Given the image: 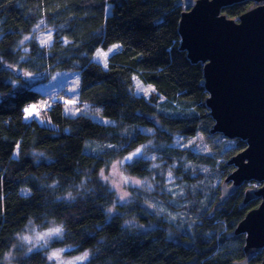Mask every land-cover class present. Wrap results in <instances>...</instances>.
I'll use <instances>...</instances> for the list:
<instances>
[{"label": "trees", "instance_id": "16d2710c", "mask_svg": "<svg viewBox=\"0 0 264 264\" xmlns=\"http://www.w3.org/2000/svg\"><path fill=\"white\" fill-rule=\"evenodd\" d=\"M254 5L245 1L224 13L238 18ZM182 11V0H0V264H7L6 254L29 223L46 227L50 221L63 229L61 238L32 251L17 247L12 264H52L51 247L88 252L81 264H232L244 258L245 235L234 230L261 201L241 206L246 189L261 184L245 182L214 211L221 185L213 183L233 170L227 161L246 142L234 139L227 153L219 142H210L211 153L174 145L177 135L198 131L229 141L211 132L204 64L180 49ZM39 25L54 31L51 46L38 41ZM116 43L121 49L107 68L95 61L100 48ZM72 69L80 72L77 104L112 122L67 114L63 101L47 100L27 79ZM136 75L153 86L149 97L135 93ZM33 104L41 107L39 116L27 119L24 109ZM138 146L154 158L143 155L125 166L153 176L154 187L110 214L117 198L100 172ZM202 166L208 172L199 171ZM172 183L183 190L174 203ZM154 200L168 212L152 210L147 203ZM181 211L188 217L180 226L171 220Z\"/></svg>", "mask_w": 264, "mask_h": 264}, {"label": "water", "instance_id": "95a60500", "mask_svg": "<svg viewBox=\"0 0 264 264\" xmlns=\"http://www.w3.org/2000/svg\"><path fill=\"white\" fill-rule=\"evenodd\" d=\"M245 1L255 5L238 18L224 13ZM182 5L180 49L191 62L204 64L211 132L246 142L227 161L234 168L221 184L217 206L245 182L261 184L245 191L241 206L261 201L234 230L245 235V244L244 258L232 264H253L260 253L262 260L254 264H264V0H182Z\"/></svg>", "mask_w": 264, "mask_h": 264}, {"label": "rangeland", "instance_id": "374dc122", "mask_svg": "<svg viewBox=\"0 0 264 264\" xmlns=\"http://www.w3.org/2000/svg\"><path fill=\"white\" fill-rule=\"evenodd\" d=\"M36 34L38 41L41 45L45 46H51L54 40V31L51 29L44 30L42 28V25H39L36 27ZM51 37V39H49ZM29 38V37H28ZM27 41V39H25ZM42 41H46L47 43H43ZM109 49H112V52H109ZM121 49V44L116 43L111 45L108 49H99V51L103 52H109L108 58H107V66L109 62V58L112 54L119 51ZM95 61L99 62L103 67L104 61L102 58L98 59L95 54ZM137 79L134 80V88L135 93L137 95H144L146 97H149L154 90L153 86L148 85L144 83L140 77L137 75L134 76ZM28 82L31 84V86L35 89L41 90L44 94H46V98L49 101H63L65 104V111L67 114L75 116L79 114H85L88 116H91L93 119L103 122V123H109L112 122L109 119L101 116L97 112L93 111L90 106L87 104L85 105H78V98H79V81H80V72L78 70L72 69V70H62V71H44L39 73H31L29 76L27 75ZM137 81H139L142 89H147V91H143L137 88ZM163 101V98L161 99ZM68 101H72L71 103H68ZM29 108V106L27 107ZM40 109L41 107L38 106ZM38 109V110H39ZM39 116L38 112H34L32 116H29L28 113H26V118L29 119L33 116ZM209 115V113H208ZM211 117V116H210ZM40 118V117H39ZM213 119V118H212ZM144 132H152V129L150 128H141ZM220 139V140H219ZM210 142L215 143L219 142L223 145L224 152L230 151L227 147L233 148L235 145L234 139L226 140L224 138L220 137H210L207 136L206 133H203L201 131H198L196 135L184 138L181 135H177L175 138L174 145L181 146V147H190L195 152H203V153H211L210 149ZM137 149H141V155H138L137 157L143 156L145 154V148L144 146H138L133 151L124 154L122 157H119L116 159L109 167L104 168L101 170L99 178L102 179L104 183H106L111 190H113L116 194L117 202L116 204L112 205L109 208V213L114 214L117 212V208L115 205H124L132 202L137 196V191H148L151 190L154 187V181H152L153 176H137L134 174H131L129 170L126 168V163H121L122 161H125V158L130 156L132 153L136 152ZM146 158H154L153 155H144ZM136 158V157H134ZM153 165H157L156 162H153ZM201 172L206 171L208 172V167L202 166L200 167L199 171ZM103 173V176L101 175ZM157 174V173H156ZM156 176V175H155ZM165 176L168 181L174 180V174L172 171L167 170L165 172ZM107 177V179H105ZM225 179V178H224ZM224 179L216 178L214 180L213 185H221ZM127 181V182H126ZM136 181H139L140 183H134ZM258 183V182H257ZM176 186L175 183H172L168 185V189H171L173 191V196L171 197V202H175L177 195H183V190H179L177 188H174ZM178 186V185H177ZM211 187V184L206 186L207 192L209 191L208 188ZM260 186L254 187L259 188ZM221 190V189H220ZM151 201V199H149ZM217 204L214 207H217ZM149 207L152 208V210L157 211L159 214L167 213L168 210L167 207L162 205V203L158 202L157 200L152 201V203H147ZM219 206V205H218ZM180 214V213H179ZM209 216H212L213 213H208ZM188 216L184 214V212L181 211V215H175L173 216L172 220L173 222H177L178 224H183ZM181 220V221H180ZM129 223L136 224L140 227V229H147L148 227L144 224H140L136 222L133 219L129 220ZM178 226V225H177ZM53 227H61L58 223L55 221H50L48 225L45 227H42L40 225H37L34 222H31L27 225L25 230H23L17 237V243L13 246V248L6 254L7 258V264H12L13 260L15 259L16 255L18 256L19 253L17 252V247H23L27 251H32L39 248H45L48 244H50L55 239H49L47 242L45 240L38 239L41 235L44 233H47L51 228ZM43 245V247H41ZM64 250V251H61ZM67 248L63 247H51L48 254L49 256L52 255L53 252H59L58 260L61 262V264H81L86 259L78 260V257H83L84 253L81 254H70L66 252ZM50 260V259H49ZM50 263L52 264H58L57 260H50Z\"/></svg>", "mask_w": 264, "mask_h": 264}, {"label": "snow or ice", "instance_id": "6c2138e0", "mask_svg": "<svg viewBox=\"0 0 264 264\" xmlns=\"http://www.w3.org/2000/svg\"><path fill=\"white\" fill-rule=\"evenodd\" d=\"M25 39H28V37H25ZM49 39H51V37H49ZM21 43H23V41ZM43 43H47V42L42 41V44ZM112 51H113L112 49H109V52H112ZM109 52H103V51L98 50L96 53V57L98 59H100V58L103 59L105 68H107V58H108ZM133 79L136 80L137 78L133 77ZM137 88L140 90H143V91H147V89H142L139 81H137ZM71 102L72 101H68V103H71ZM37 110H38V106L36 104H33L29 108H25L24 112L28 113L29 116H32L34 112H37ZM141 154H142L141 149H137L136 152H134L130 156L126 157L125 161H122L121 163H128L129 166H133L131 162L133 161L134 157H137L138 155H141ZM153 167H156V165H154ZM101 175L103 176V173H101ZM105 179H107V177H105ZM134 183H140V182L136 181ZM62 233H63V229L61 227H53L47 233H44L43 235L38 237V239L45 240L46 242L49 239L59 240L62 236ZM41 247H43V245H41ZM61 251H64V250H61ZM58 257H59V252H53L52 255L48 257V259L57 260L58 264H61V262H59V260H58ZM77 259L78 260L86 259V255L83 257H78Z\"/></svg>", "mask_w": 264, "mask_h": 264}, {"label": "clouds", "instance_id": "9594fccd", "mask_svg": "<svg viewBox=\"0 0 264 264\" xmlns=\"http://www.w3.org/2000/svg\"><path fill=\"white\" fill-rule=\"evenodd\" d=\"M85 255H86V258H87V256L89 255V253H88V252H85V253H84V256H85Z\"/></svg>", "mask_w": 264, "mask_h": 264}]
</instances>
